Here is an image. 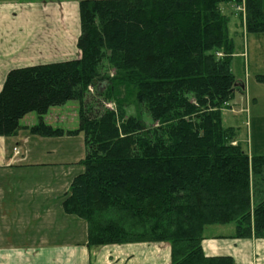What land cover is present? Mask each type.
I'll use <instances>...</instances> for the list:
<instances>
[{"label": "trees", "instance_id": "16d2710c", "mask_svg": "<svg viewBox=\"0 0 264 264\" xmlns=\"http://www.w3.org/2000/svg\"><path fill=\"white\" fill-rule=\"evenodd\" d=\"M241 1L80 0V56L8 72L0 136L30 113L33 135L83 134V171L64 205L86 220L89 246L168 242L171 264H235L205 254L207 226L232 222L233 237L264 239V154L251 155L223 119L242 88L223 8ZM247 12V32L264 33L262 0H247ZM72 100L78 128L45 121Z\"/></svg>", "mask_w": 264, "mask_h": 264}, {"label": "crops", "instance_id": "0c3cea01", "mask_svg": "<svg viewBox=\"0 0 264 264\" xmlns=\"http://www.w3.org/2000/svg\"><path fill=\"white\" fill-rule=\"evenodd\" d=\"M79 2L0 0V92L14 68L80 56ZM233 31L235 37L241 34ZM237 79L244 87L236 94L248 93L247 85ZM256 100L252 96L250 109ZM37 120V114L30 113L16 135L0 136V264H171L168 242L89 246L86 220L65 209L71 188L67 169L60 166L64 162L49 155L54 147L48 143L55 138L33 135L26 128ZM82 171L83 166L71 173L72 181ZM234 234L205 233V254L229 255L235 264H262L264 248L259 244L263 246L264 239Z\"/></svg>", "mask_w": 264, "mask_h": 264}, {"label": "rangeland", "instance_id": "374dc122", "mask_svg": "<svg viewBox=\"0 0 264 264\" xmlns=\"http://www.w3.org/2000/svg\"><path fill=\"white\" fill-rule=\"evenodd\" d=\"M69 1L79 2L80 0ZM262 4L264 7V0H262ZM223 10L230 17L231 31L237 29L238 32H241L238 37L236 36L238 45L235 49V53L240 55L233 60L232 69L236 77L242 79V82L247 85L248 90L246 94H235L234 98L230 100L223 111L224 124L238 128L239 139L249 153L264 154V84L256 81L257 74H264V33L247 32V0H242L239 3H227ZM231 17H233V22ZM110 71L112 73L113 69ZM104 86L105 82L99 83L100 89ZM252 96H255L257 100L255 104L252 103L250 109L251 104L249 105V103ZM107 106L114 108L116 104L111 101L107 103ZM127 112L129 114H137L138 110L135 106H128ZM142 115L149 121L146 113ZM45 117V121L53 127L63 128L64 130L76 129L79 126V103L76 100H72L65 105L52 107ZM49 138H55V141L48 143L50 148L51 145L54 147L49 150L50 158L64 162L60 166H64L67 169V184L71 188V173L74 175L82 166L80 161L84 156L85 149L83 134ZM234 229L235 223L232 222L213 224L206 227L205 233L210 236H227L233 233ZM259 246L264 248V245L259 244ZM257 263L259 264V262ZM262 264H264V259Z\"/></svg>", "mask_w": 264, "mask_h": 264}, {"label": "water", "instance_id": "95a60500", "mask_svg": "<svg viewBox=\"0 0 264 264\" xmlns=\"http://www.w3.org/2000/svg\"><path fill=\"white\" fill-rule=\"evenodd\" d=\"M241 87H244V85H241Z\"/></svg>", "mask_w": 264, "mask_h": 264}]
</instances>
